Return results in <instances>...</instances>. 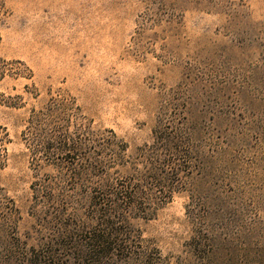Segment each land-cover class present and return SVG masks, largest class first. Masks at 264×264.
Listing matches in <instances>:
<instances>
[{
    "label": "rangeland",
    "instance_id": "obj_1",
    "mask_svg": "<svg viewBox=\"0 0 264 264\" xmlns=\"http://www.w3.org/2000/svg\"><path fill=\"white\" fill-rule=\"evenodd\" d=\"M62 97L67 142L82 141L72 165L28 141L31 114ZM159 120L186 123L195 167L132 221L139 245L122 264H264V0H0V188L21 239L36 241L40 180L72 194L61 177L88 167L108 130L132 161ZM87 124L97 133L79 136Z\"/></svg>",
    "mask_w": 264,
    "mask_h": 264
},
{
    "label": "trees",
    "instance_id": "obj_2",
    "mask_svg": "<svg viewBox=\"0 0 264 264\" xmlns=\"http://www.w3.org/2000/svg\"><path fill=\"white\" fill-rule=\"evenodd\" d=\"M66 103L64 97L51 99L45 113L33 112L28 141L33 152L72 165L78 153L83 158V148L81 139L69 144L68 129L59 124L71 119ZM42 124L50 127L46 138L41 135ZM89 126L77 125L75 130L79 136L96 134ZM107 132L110 135L96 145V156L90 157L88 167L70 169L67 177H61L73 181L72 194L58 191L43 179L37 184L31 206L37 226L35 243L17 235L19 211L0 188V264H122L133 258L132 251L139 243L131 231L132 221L151 220L182 191L183 179L192 174L191 133L186 123L159 120L151 143L137 147L129 161L125 159L127 144L119 145L115 134ZM33 160L37 162L35 155ZM113 169L114 173L130 172L132 179L120 183L113 179ZM89 181L91 189L81 192V186Z\"/></svg>",
    "mask_w": 264,
    "mask_h": 264
}]
</instances>
